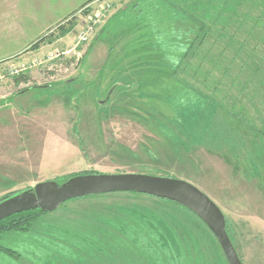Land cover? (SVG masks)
Wrapping results in <instances>:
<instances>
[{"label": "rangeland", "instance_id": "rangeland-1", "mask_svg": "<svg viewBox=\"0 0 264 264\" xmlns=\"http://www.w3.org/2000/svg\"><path fill=\"white\" fill-rule=\"evenodd\" d=\"M24 66L0 82V198L84 172L179 178L264 264V0H0V72ZM0 243V264H228L188 210L120 192Z\"/></svg>", "mask_w": 264, "mask_h": 264}, {"label": "water", "instance_id": "water-1", "mask_svg": "<svg viewBox=\"0 0 264 264\" xmlns=\"http://www.w3.org/2000/svg\"><path fill=\"white\" fill-rule=\"evenodd\" d=\"M115 192L140 193L182 205L212 232L228 264H243L226 231L225 217L213 200L192 183L165 175L91 173L71 176L62 183L38 182L0 201V221L15 213L34 209L51 212L71 199Z\"/></svg>", "mask_w": 264, "mask_h": 264}, {"label": "trees", "instance_id": "trees-1", "mask_svg": "<svg viewBox=\"0 0 264 264\" xmlns=\"http://www.w3.org/2000/svg\"><path fill=\"white\" fill-rule=\"evenodd\" d=\"M226 3H227V1H226ZM240 3H241V1H240ZM239 6V5H238ZM223 8H227V5H225L224 4V7H222V5L220 6V8H219V12H217V14L215 15V17H214V19H217L218 18V16H219V13H220V11L223 9ZM206 8H204V10H205ZM190 14V13H189ZM194 19H195V21L196 22H198V20L200 21V22H202V23H204V20H203V18L200 16V15H196L195 17H194ZM197 19V20H196ZM243 22H247L248 21V19H249V16H244L243 18ZM67 22L69 23L68 24V26L67 27H63L64 26V24H60V25H58L56 28H58L59 29V32H58V37H60V36H63V35H65L67 32H69L72 28H73V26H74V24H75V22L73 21V20H71V18H69L68 20H67ZM200 22H199V25H200V29H201V27L203 26L202 24H200ZM40 40H42V38L40 39ZM25 79V78H24ZM25 89H22V91H24ZM91 173H95V172H84V173H81V174H91ZM146 174H151V173H146ZM74 175H77V174H72V175H68L67 176V178H69V177H71V176H74ZM157 175V174H156ZM66 178V179H67ZM65 179V180H66ZM64 180V181H65ZM20 191H22V190H19V191H15V192H13V193H10V194H8V195H5L4 197H2V198H0V201H2V200H4V199H6V198H8V197H10V196H12V195H14V194H16V193H18V192H20ZM115 193H117V192H115ZM120 193H126V194H139V195H145V194H140V193H130V192H120ZM108 194H110V193H108ZM100 195H105V194H100ZM95 196H99V195H91V196H84V197H79V198H75V199H71V200H68V201H66V202H64L62 205H65L66 203H68V202H71V201H74V200H77V199H82V198H88V197H95ZM145 196H149V195H145ZM149 197H151V198H154V199H156V200H159V201H162V202H168V203H171V204H174V205H176V206H178V207H181V208H184L185 210H188V209H186L185 207H183L182 205H180V204H178V203H175V202H173V201H170V200H167V199H161V198H157V197H153V196H149ZM189 211V210H188ZM190 212V211H189ZM45 213H47V212H45V211H42V210H40V209H34V210H29V211H23V212H20V213H15V214H13V215H10L9 217H7V218H5V219H3V220H1L0 221V242H1V238H2V235L4 234V233H7V232H16V231H29L30 230V228L32 227V225L34 224V222H36L37 221V219H38V217L41 215V214H45ZM192 215H194L192 212H190ZM199 221H201L196 215H194ZM145 219V218H144ZM226 220V219H225ZM98 221V220H97ZM202 222V221H201ZM111 222H109V221H107V219L106 218H101L100 219V224H101V227H105V228H103V229H100L99 230V232H97V234H99L100 235V237H97L96 239L99 241V242H104L103 244H105V243H107L108 242V238H109V236H108V231H109V228H107L108 226H107V224L108 225H111L110 224ZM138 223H139V227H142L143 225H144V220L143 221H141V220H139L138 221ZM203 223V222H202ZM204 224V223H203ZM205 225V224H204ZM107 226V227H106ZM206 226V225H205ZM100 227V226H99ZM133 227H134V225H133ZM132 227V228H133ZM227 227H228V225H227V221H226V231H227ZM107 228V229H106ZM132 228H129L128 229V231H127V234H128V237H127V240L130 242V243H132V242H135V241H133V240H135V238H134V234H135V231H137V229H132ZM208 229V228H207ZM120 230H122V231H124L123 229H120ZM165 230V229H164ZM209 230V229H208ZM166 233V232H165ZM227 233L229 234V232L227 231ZM111 239H109V240H114L112 237H110ZM93 242H95V239L93 240ZM115 242V241H114ZM128 242V243H129ZM96 243V242H95ZM127 243V242H126ZM129 243V245L130 246H132L131 244ZM218 243V242H217ZM129 245H127V246H129ZM218 245H219V243H218ZM103 246H105V245H103ZM220 247V246H219ZM221 249V248H220ZM0 250L1 251H4V252H9V250L8 249H6V248H4L2 245H1V243H0ZM102 251V250H101ZM101 251L99 252V253H101ZM222 251V250H221ZM103 252H105V251H103ZM106 253V252H105ZM147 259V258H146ZM160 263V262H159Z\"/></svg>", "mask_w": 264, "mask_h": 264}, {"label": "built area", "instance_id": "built-area-1", "mask_svg": "<svg viewBox=\"0 0 264 264\" xmlns=\"http://www.w3.org/2000/svg\"><path fill=\"white\" fill-rule=\"evenodd\" d=\"M90 29H92L91 26L89 27V30ZM87 30H88V28H87ZM85 39H86L85 36L82 35L81 40H85ZM25 69H29V67L27 68V67L24 66L21 69H17V70H10L9 69L7 71H1L0 72V82L3 81V80H5L8 76L13 75V74H17V73H19V72H21V71H23Z\"/></svg>", "mask_w": 264, "mask_h": 264}, {"label": "crops", "instance_id": "crops-1", "mask_svg": "<svg viewBox=\"0 0 264 264\" xmlns=\"http://www.w3.org/2000/svg\"><path fill=\"white\" fill-rule=\"evenodd\" d=\"M131 193V192H130Z\"/></svg>", "mask_w": 264, "mask_h": 264}]
</instances>
